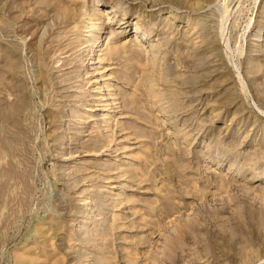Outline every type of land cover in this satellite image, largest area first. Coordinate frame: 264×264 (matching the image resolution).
<instances>
[{
    "label": "rangeland",
    "instance_id": "374dc122",
    "mask_svg": "<svg viewBox=\"0 0 264 264\" xmlns=\"http://www.w3.org/2000/svg\"><path fill=\"white\" fill-rule=\"evenodd\" d=\"M0 264H264V0H0Z\"/></svg>",
    "mask_w": 264,
    "mask_h": 264
},
{
    "label": "bare ground",
    "instance_id": "6f19581e",
    "mask_svg": "<svg viewBox=\"0 0 264 264\" xmlns=\"http://www.w3.org/2000/svg\"><path fill=\"white\" fill-rule=\"evenodd\" d=\"M90 14H91V13H90ZM109 17H110V16H109ZM96 25H97V24L92 23V24H91V27H97ZM136 28H141V26H140L139 23H136ZM91 30H94V29L91 28ZM113 38H114V36H112L111 33H109L108 40L105 42V44H107V46H106L107 49H116V46L114 47L113 44H112V43H113V41H112ZM117 43H118V42H117ZM114 44L116 45L115 42H114ZM117 46H118V45H117ZM118 47H119V46H118ZM108 53H109V52H108ZM108 69H109V68H108ZM99 91H100V90H99Z\"/></svg>",
    "mask_w": 264,
    "mask_h": 264
}]
</instances>
